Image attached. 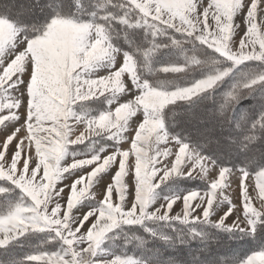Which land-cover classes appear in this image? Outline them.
Segmentation results:
<instances>
[{"label":"snow or ice","instance_id":"1","mask_svg":"<svg viewBox=\"0 0 264 264\" xmlns=\"http://www.w3.org/2000/svg\"><path fill=\"white\" fill-rule=\"evenodd\" d=\"M0 197V264H264V0H0Z\"/></svg>","mask_w":264,"mask_h":264},{"label":"rangeland","instance_id":"2","mask_svg":"<svg viewBox=\"0 0 264 264\" xmlns=\"http://www.w3.org/2000/svg\"><path fill=\"white\" fill-rule=\"evenodd\" d=\"M257 22H258V24H260V17L259 16L257 18ZM169 78H171V77H169ZM209 107H212V105L209 104ZM81 151H83V148H81ZM250 181H252V183L254 184V178L250 177ZM254 194L255 193H253V195ZM97 195H99V193H97ZM0 199H2V197H0ZM136 234L137 235H142L143 233L142 232H137ZM193 247H195V245ZM129 250H131V248ZM175 255H176V253L173 250H168V252L166 253V256H175Z\"/></svg>","mask_w":264,"mask_h":264}]
</instances>
